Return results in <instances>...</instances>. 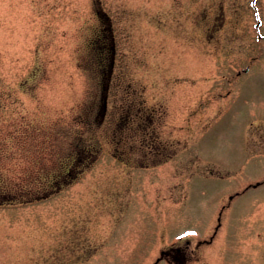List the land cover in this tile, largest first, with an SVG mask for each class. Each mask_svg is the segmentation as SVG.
Masks as SVG:
<instances>
[{
	"label": "rangeland",
	"instance_id": "1",
	"mask_svg": "<svg viewBox=\"0 0 264 264\" xmlns=\"http://www.w3.org/2000/svg\"><path fill=\"white\" fill-rule=\"evenodd\" d=\"M0 264H264V0H0Z\"/></svg>",
	"mask_w": 264,
	"mask_h": 264
},
{
	"label": "trees",
	"instance_id": "2",
	"mask_svg": "<svg viewBox=\"0 0 264 264\" xmlns=\"http://www.w3.org/2000/svg\"><path fill=\"white\" fill-rule=\"evenodd\" d=\"M109 88H110V86H109ZM109 92V91H108ZM129 100V99H128ZM127 100V101H128ZM126 103V102H125ZM133 103V101H132V99H130L128 102H127V110L128 111H131V112H128V114H127V119L126 120H128V122L130 123L131 122V120L133 119V117H131V115H132V113L133 112H135V113H138V110H137V108L136 107H134V105L132 104ZM129 115V116H128ZM118 139H120V137L118 138ZM119 143V142H118Z\"/></svg>",
	"mask_w": 264,
	"mask_h": 264
},
{
	"label": "water",
	"instance_id": "3",
	"mask_svg": "<svg viewBox=\"0 0 264 264\" xmlns=\"http://www.w3.org/2000/svg\"><path fill=\"white\" fill-rule=\"evenodd\" d=\"M105 107H106V102H105V99H104V102H103V112L105 111Z\"/></svg>",
	"mask_w": 264,
	"mask_h": 264
}]
</instances>
